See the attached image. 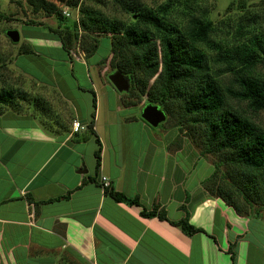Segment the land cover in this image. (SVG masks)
I'll return each instance as SVG.
<instances>
[{
	"label": "crops",
	"instance_id": "0c3cea01",
	"mask_svg": "<svg viewBox=\"0 0 264 264\" xmlns=\"http://www.w3.org/2000/svg\"><path fill=\"white\" fill-rule=\"evenodd\" d=\"M14 45L28 48L19 47L21 53L6 63L12 76L0 74V89L28 91L34 84L38 91L50 89L52 100L43 91L41 97L53 109L54 131L43 127L44 115L33 103L16 100L14 106H0V264H232L231 243H236V264H264V219L258 218L257 233L251 218L209 196L202 181L214 167L199 151L185 139L154 134L147 135L143 148L140 137L126 150L114 142L109 146L102 140L100 119L122 112V104L100 112L85 57L72 58L52 37L20 39ZM49 46L64 51L62 62L70 69L61 73L51 62L52 68L45 70L46 61L25 56ZM26 61L40 69L30 70ZM75 63L82 65L78 68L86 83L71 88L77 80ZM91 90L97 101L94 129L102 144L98 171L96 146L85 135L93 111ZM123 119V130L139 124L135 116ZM74 120L83 126L77 136ZM123 130L118 143L125 141ZM92 143L96 145L93 138ZM103 177L116 192L137 197L141 206L106 195ZM155 206L164 208L170 221L188 214L190 223L204 232L188 236L168 221L142 216L144 208Z\"/></svg>",
	"mask_w": 264,
	"mask_h": 264
},
{
	"label": "trees",
	"instance_id": "16d2710c",
	"mask_svg": "<svg viewBox=\"0 0 264 264\" xmlns=\"http://www.w3.org/2000/svg\"><path fill=\"white\" fill-rule=\"evenodd\" d=\"M120 1L114 0L125 12L137 15L133 23L125 25L101 17L90 8H81V30L111 40V67L130 82V89L123 92L124 96L145 97V105H157L167 115L163 127L170 122L172 129L192 138L202 156L217 158L212 174L202 181L209 196L222 199L241 217L259 218V210L255 207L264 209V131L255 124L250 113L264 111V80L256 75L258 66L264 62V38L254 36L236 48L223 51L217 47L218 57L225 64L223 73L233 75L231 83L225 84L212 71L206 53L199 47L202 43H210L217 33L212 22L195 19L183 31L167 20L168 6L153 13L136 10ZM29 2L38 7L39 1ZM5 17L0 11V19ZM49 30L51 37L59 40L71 55L77 35L69 29ZM98 47L99 39L94 38L84 49L85 58L95 54ZM90 92L93 111L86 132L97 146L94 156L98 171L102 144L94 129L96 95L93 90ZM16 100L33 103L44 115L43 127L54 131L48 116L50 109L43 98H33L23 91L0 89V106H14ZM241 103L247 108L239 106ZM58 126L57 131H60L62 128ZM89 181L96 182V178ZM104 190L118 203L141 206L137 197L130 198L110 186ZM142 216L168 221L188 236L204 232L190 223L188 214L180 221H170L165 209L158 206L151 210L144 208ZM228 253L232 264H236V243H231Z\"/></svg>",
	"mask_w": 264,
	"mask_h": 264
},
{
	"label": "rangeland",
	"instance_id": "374dc122",
	"mask_svg": "<svg viewBox=\"0 0 264 264\" xmlns=\"http://www.w3.org/2000/svg\"><path fill=\"white\" fill-rule=\"evenodd\" d=\"M35 1H39L38 7L32 6L29 0H0V11L6 15L5 19H0V74L11 77L12 74H10L9 70L5 67L8 64L7 62H12L13 57L21 53L20 50L28 48L27 45H23L22 48L20 47L22 45H14L7 37L8 31H18L21 40H29L53 36L52 33H50V28L60 30L69 29L73 34L77 35V38L73 39L71 50L72 58H77V56L85 57V47L94 38H98L99 47L95 54L88 59L84 58V60L90 68V70H88L90 73L89 75H92L96 82L98 103L101 109L100 112L102 113L107 108L113 109L115 105H123L120 106L123 110L122 112L114 111L112 114H108L105 117L104 115L101 116V127L99 131L103 136L102 140H104V143L107 142L109 146H111L112 142H114V145L116 144L118 149H123L122 147L125 146L123 150H126L128 146L133 145L130 143L137 142V138L139 137L140 142H138L143 148V143L146 141L148 134L169 137L176 136L178 139H185L188 147L200 153V148L196 146L197 144L192 138L185 132L179 133L176 129H172L170 122L164 125V127L161 124L155 128L142 119V110L147 103L145 97L140 98L139 95L124 96L127 92H118L109 80L110 75L115 73L111 67L109 58L111 54V40L105 36H97L83 32L79 24L81 19V8H90L95 13L101 15V17L114 19L125 25L133 23V21L137 19L136 14L125 12L119 5L115 4L114 0ZM120 2L125 6L135 7L136 10L151 11L153 13H159L158 10L160 8L168 6L167 20L183 31L186 30L195 19L203 23L207 21L212 22L217 29V33L212 36L210 43H202L199 47L206 53L212 71L218 74V77H220L225 84L231 83L233 75L230 73H223L225 64L218 57L220 51H218L217 47H221L223 51L227 48H236L240 43L248 42L254 36L264 38V0H121ZM31 22L41 25H32L30 24ZM18 48L20 49L19 51ZM31 52L33 54H25V56L28 58L40 57L42 60L46 61L45 64L48 66H44L45 70L52 68L51 62H55V69L61 71V73H64L67 68L70 69L69 65H67L66 68V65L62 62L64 57H66L64 51L61 49L58 50L55 46L36 47L33 48ZM107 58H109V61H104ZM27 61L25 65H28L30 70L38 71L37 69H40L37 67V64L32 62H30V64ZM75 65L78 71L77 80L75 79L74 85H70L71 88L78 87L79 85L84 86L86 83L85 79L80 76L81 73L78 68L81 66L80 68L83 69L82 65L77 63H75ZM99 74H102V76H99ZM256 75L264 80V62L258 66ZM20 81L24 83L25 79L22 78ZM22 87L24 88L26 85L24 84ZM33 87H35V84ZM33 87L28 89V91H25V89H21V91L29 94L33 98H42L41 91L46 92L45 89L47 88L44 87V90L39 88L40 91H38V89L36 90V88ZM3 88L9 87L3 86ZM46 93L47 98L52 100L54 95L53 92L49 89ZM88 98L90 99V96H88ZM50 105L51 104H48V107H50ZM239 106L244 109L247 108L245 103H241ZM123 107L127 108L124 109ZM49 109L48 116L51 117V113L54 112L52 111L53 109ZM132 116L137 118L139 124L127 126L123 130V125L126 124L122 123V120L125 122L123 118H130ZM250 116L255 124L264 131V111L257 113L251 112ZM108 121L112 122L110 124L112 126H109ZM58 122L57 120L54 124ZM120 130L124 131L122 137H125V141L123 140V142L118 143L116 137ZM85 135L90 139V146L95 147L96 145H93V137L90 133L86 132ZM202 157L205 159H203L204 161L207 160V163H211L212 168L214 167L213 164L217 162V158L213 155ZM211 171L212 170H210V172ZM255 209L259 210V218L264 219V209L258 206H256ZM250 218L254 230L260 233L258 218ZM261 237L264 239V236Z\"/></svg>",
	"mask_w": 264,
	"mask_h": 264
},
{
	"label": "water",
	"instance_id": "95a60500",
	"mask_svg": "<svg viewBox=\"0 0 264 264\" xmlns=\"http://www.w3.org/2000/svg\"><path fill=\"white\" fill-rule=\"evenodd\" d=\"M7 37L12 43L16 44L20 41V35L18 31L11 30L7 32ZM110 82L120 93L128 92L130 89V82L120 72H115L109 77ZM142 119L152 127H158L167 120V115L157 105L147 104L143 107Z\"/></svg>",
	"mask_w": 264,
	"mask_h": 264
},
{
	"label": "built area",
	"instance_id": "2783aa9c",
	"mask_svg": "<svg viewBox=\"0 0 264 264\" xmlns=\"http://www.w3.org/2000/svg\"><path fill=\"white\" fill-rule=\"evenodd\" d=\"M72 126H73L72 129H73L74 133L79 132L83 128V126L81 125V123L78 120H74ZM102 184H103V187H105V188L109 187L108 179L103 177L102 178Z\"/></svg>",
	"mask_w": 264,
	"mask_h": 264
}]
</instances>
